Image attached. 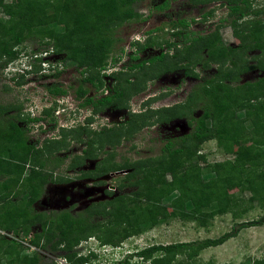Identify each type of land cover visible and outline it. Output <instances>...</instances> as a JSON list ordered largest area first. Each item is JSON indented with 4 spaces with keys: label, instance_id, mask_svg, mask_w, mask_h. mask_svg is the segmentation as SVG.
<instances>
[{
    "label": "trees",
    "instance_id": "obj_1",
    "mask_svg": "<svg viewBox=\"0 0 264 264\" xmlns=\"http://www.w3.org/2000/svg\"><path fill=\"white\" fill-rule=\"evenodd\" d=\"M143 1L0 0V10L4 16L0 17V67L24 56L29 57L26 52H22L21 47L25 42L37 39L43 45L42 49L51 46L53 54L62 55L63 64L82 70L84 76L79 80L74 94L79 99L85 97L88 92L85 85L102 87L101 71L121 59V56L114 55V46L120 41L115 36L116 30L125 22L141 20L137 6ZM169 1L165 0L157 9L167 8ZM222 1L228 8V16L224 21L233 34L242 40L237 47L223 43L217 30L190 38L192 32L188 31L189 23L185 19L169 22L168 34L182 38L186 44L190 42L181 51L175 43L165 41L167 46L175 50L172 56L159 53L148 61L133 63L137 59L135 55L147 48L162 47L157 36L152 35L154 31L146 33L144 43L138 40L130 43L134 50L127 70L130 73L122 74L134 93L139 77L145 78L150 74L144 68H152L160 63L171 65L167 61H178L192 47L205 52L206 57L199 59L204 62L203 68L211 63L220 67L227 63L229 68L217 69L213 77L204 78L191 90L184 106L187 112L177 114L175 108L170 110L171 116L165 121L175 116L187 118L191 126L188 134L167 141L155 157L144 161H125L114 170L108 165L95 168L93 172L96 175L129 170L124 177L125 181L119 185L120 190L130 189L128 194L115 196L91 210L76 214L68 210L50 215L34 211V204L42 196L46 184L62 181V178L55 180L52 172L48 173L44 168L51 162L54 168L58 167L63 159L53 157L49 160L44 148L38 149L28 142L27 126L43 121L42 117H29V114L21 116V106L0 104L1 231L24 237L32 233L29 244L38 250L49 249L52 253L60 251L61 256L70 264H87L96 258V254L78 255L75 248L91 236L97 237L100 245L118 247L127 238L140 235L172 219L191 221L206 227L217 216L230 214L236 218L247 213L251 207L245 206L248 203L255 202L264 211V22L257 19L264 14V4L256 8V0ZM210 15L203 14L202 20L205 21ZM38 49L30 53L37 54L41 51L40 47ZM41 59L29 63L30 66L34 65L37 72L44 70L39 65ZM251 60H254L253 64ZM179 67L182 68L181 65ZM185 68L186 74L198 77L192 68ZM135 69L140 76L131 74ZM51 70H54L53 74H49ZM250 70H257L261 75L254 81L240 83L239 77ZM47 71L48 75L44 77H56L59 73L52 66ZM132 75L135 78L130 82ZM46 90L52 97H60L68 92L59 83L48 85ZM118 92L116 89L115 97L120 95ZM109 101L107 99L99 103L101 106L108 105ZM93 104L92 98L85 99L84 105ZM196 109H200L201 114L193 118L191 114ZM15 110V114H9ZM41 113L48 116L50 110L43 109ZM132 119L127 121L128 124ZM19 123H24L26 127ZM122 127L104 129L98 134L100 144H108L111 134L116 136L112 143H119V130ZM60 129L58 138L49 140L52 147H56L55 151L65 143L67 137L71 136L76 142L82 141L79 126L73 130L64 127ZM72 131L76 133L73 135ZM95 134L87 133V147L91 146ZM209 141H215L217 147L224 154L233 156V159L207 162L201 147ZM236 142L243 147L240 151L234 150ZM88 155L89 151H84L83 159ZM74 167L72 161L69 168ZM231 189L241 194L248 193L250 197L245 201L230 192ZM263 225L264 212L257 220L236 224L230 232L217 238L151 245L136 251L129 260L126 257L116 264H129L133 256L137 260L142 258L144 262L149 261V264H216L195 260L200 251L224 244L240 230ZM36 226L38 230L34 229ZM26 248L13 237L0 236V264H55L42 260L38 251L25 254ZM5 260L9 262L4 263ZM251 264H264V258L253 260Z\"/></svg>",
    "mask_w": 264,
    "mask_h": 264
},
{
    "label": "rangeland",
    "instance_id": "obj_2",
    "mask_svg": "<svg viewBox=\"0 0 264 264\" xmlns=\"http://www.w3.org/2000/svg\"><path fill=\"white\" fill-rule=\"evenodd\" d=\"M165 0H144L137 6L138 12L141 14L140 21H129L119 26L116 30V38L120 41L114 46V55L121 56L124 60H127V56L133 50L130 43L134 38H140L141 42L144 41L146 33L154 31L152 35L157 36L159 44L164 45L163 40H167V31L170 29V20L185 19L189 23L188 31L192 34L190 38L197 36H204L217 30L223 43L232 47H237L242 43L241 38L236 37L229 25L224 21L228 16L227 4L222 0H170L168 7L162 10L157 8L164 3ZM255 7L259 8L264 4V0H256ZM205 13H211L205 21L202 20V15ZM0 17H4L0 10ZM264 22V14L258 17ZM223 20V21H222ZM160 29L155 31V29ZM190 43V42H189ZM187 43V45H189ZM43 45L37 39H32L21 47L22 52H26V55L31 56L30 53L39 47L43 50ZM51 46L48 47L50 49ZM157 50V47L154 48ZM39 50V49H38ZM121 50H124L122 53ZM39 52V51H38ZM188 56L186 55V53ZM183 53L178 61H167L171 63H160L152 68H144L147 73H150L148 77L141 78L138 82V86L131 90V85L122 83L125 88H129L128 95L125 100L128 101L129 106L133 111H139V105L141 100L146 97L157 96L161 92L168 91L165 95H159L160 97L149 100L146 115H134L133 119L127 122L126 111L122 109L109 108L103 111L104 118H101L94 124L95 127H101L100 124L107 126H123L120 131L118 143L112 140L116 138L115 135H110V142L106 145L100 144L98 140L99 135L93 138V143L88 148L89 155L83 159V150L85 146V138H82L81 142L67 137L64 144L59 146L58 151L56 147L50 143L49 140L58 138L60 128H67L70 130L76 128L78 122L82 119L81 115L87 113L78 112L75 104L78 103L75 98L74 90L76 89L79 81L80 71L69 64H63L61 62L62 55L51 54L45 58L50 60L54 66H56L59 72L56 77H44L45 73L35 71L34 65L22 68V63L19 61L11 62L4 67H0V104H12L15 106H21V116L29 114V117H42L43 121L30 123L28 127V142L36 145L38 149L44 148L46 156L49 160L53 157L63 159L59 163L58 167L54 168V163H49L44 170L48 173L52 172L53 178L58 180L60 178H68V182L64 184L47 183L40 199L34 204V211L43 212L47 215L50 213L58 212L61 210H68L73 214L84 212L85 210H91L98 204L111 200L113 197L107 195L104 188H111V194L113 196L123 195L130 193V189L124 188L118 189L119 185L125 181L124 174L128 171H122L123 175L113 176V174H107L102 176L103 180L100 187L97 185H90L87 180L79 181L78 178L81 173L87 175L92 174V170L97 166H110L112 170L118 168L119 165L125 161H144L147 158L155 157L160 154V151L164 144L171 140H177L178 138L185 136L191 131V127L188 126L186 119H173L170 122L165 120L171 116V113L165 108L166 105H172L175 102H184L182 105L175 107L177 114L180 112H187L186 101H184L189 90L199 82L201 78H210L216 74L217 69L225 70L229 68L227 63L220 67L218 64L211 63L206 66L205 70H201L204 62L200 61V57H206L203 50L190 48ZM153 52H147L141 55L143 58H148ZM252 55H255L252 53ZM200 59V60H199ZM122 62V61H121ZM179 62L180 65L192 68V72L199 76V79L185 78L182 69H175L174 64ZM196 64L193 66L192 64ZM250 63V62H249ZM254 60H251V64ZM110 64V63H109ZM18 69L20 73L14 74L12 71ZM54 70L49 71V74H53ZM138 71H133L131 74L140 76ZM152 73H157L156 75ZM261 73L257 70H250L247 73L242 74L240 83L254 81ZM135 76L131 77L134 80ZM125 77V76H124ZM135 82V81H134ZM19 83V84H18ZM52 83H59L68 90L66 96L52 97L48 94L46 87ZM120 84V83H118ZM135 83H132L134 85ZM87 88H91L89 84L85 85ZM122 86V85H121ZM120 86V87H121ZM119 87V88H120ZM191 92V91H190ZM190 94V93H189ZM189 96V95H188ZM143 108V107H142ZM42 109H49L50 114L48 116L40 113ZM142 110V109H141ZM15 111H10L9 114H15ZM201 110L196 109L191 116L197 118L200 116ZM175 115V113H174ZM127 116V117H126ZM121 117L122 123L118 124V119ZM130 116V118H132ZM20 126H25L24 123H19ZM26 127V126H25ZM92 129V128H90ZM75 131V130H74ZM73 135L76 132H71ZM102 138V136H101ZM109 140V139H108ZM242 145L239 142L235 143L234 150L240 151ZM201 153L206 156L207 162H222L228 159H233V156L224 154L220 148L217 147L215 141H209L202 145ZM83 160H82V159ZM74 161L75 167L69 168L71 162ZM124 179V180H123ZM168 179L170 177L168 176ZM117 188V190H115ZM230 192L236 193L237 196H241L245 201L250 197V194H241L236 189H231ZM245 206L250 207L249 211L239 217L233 218L230 214L217 216L210 221L206 227H200L195 222L180 221L178 219H172L168 223L159 225L151 230L143 232L140 235H135L127 238L119 244L120 249H111L110 246L106 248H100L97 245L100 241L95 238L86 240L85 245L77 246L75 250L77 254H87V250H93L96 258L92 259L87 264H111L113 260L125 255L129 250H140L151 245H168L171 243L179 242H193L198 240H205L208 238H217L224 233L230 232L231 229L239 223L250 222L257 220L263 215L256 203H248ZM38 226L34 227L38 230ZM34 232V230L32 231ZM7 233V232H6ZM28 236L16 235L7 233H0V236L6 238H14L18 241H22V245L26 248L29 245ZM98 242V243H97ZM89 247H88V246ZM28 248V247H27ZM25 249V254H32L28 249ZM107 250L106 252H104ZM38 253L42 260H48L57 264L62 252L52 253L49 249H40ZM264 258V225L258 227H249L240 230L235 237L230 238L224 244L218 247H211L200 251L199 256L196 258V262L207 263L212 262L216 264L231 263V264H251L253 260ZM4 263L9 260L3 261ZM62 264V263H61ZM65 264H70L68 261ZM129 264H149V261H139L136 258L129 261Z\"/></svg>",
    "mask_w": 264,
    "mask_h": 264
},
{
    "label": "flooded vegetation",
    "instance_id": "obj_3",
    "mask_svg": "<svg viewBox=\"0 0 264 264\" xmlns=\"http://www.w3.org/2000/svg\"><path fill=\"white\" fill-rule=\"evenodd\" d=\"M165 31H168V29H165ZM189 32H191V31H189ZM146 39H147V35L144 38V41L142 43H144ZM135 40H138V41L141 42L140 38H134L133 41H135ZM163 41H164V45H162L161 48H157V50L154 49V48H147L145 51L140 52L137 55H135L137 57V59L135 61H133V63H137L139 61H148L150 58H152L153 56H157L159 53L160 54L162 53V54H165V55H168V56H172L175 53V50H173L172 47L167 46V44H165V41H168L170 44L171 43H175L176 44V48L177 49H180L181 51L182 50H185V46L187 45L182 38L179 39L178 37H173L171 34H168L167 35V40H163ZM131 51L132 52H130V54L127 56L128 57L127 60H124L123 61V59H120L119 62H117L116 64H111L110 66L108 65L104 70L101 71L100 75L102 76V81H103L102 87L96 88V87H93V86H91L89 84V86H91V88H89V87L87 88L86 87V89L88 90V92L86 93L85 97H81L79 99V98H77L75 96V98L78 101V103L75 104V107H76L75 110H77L78 112H83L84 111L83 113H87L86 115L85 114L84 115H81L82 119L78 122V125H77V126H79L81 128V136H82V138H85V142L84 143H85L86 148L83 150L82 154H84V151L88 150V148L91 147V146L90 147H87V145H86V142H87V137H86L87 136V133H89V132H91V133L92 132H95L98 135L104 129L111 130V129L114 128V127H111L110 128L109 126H107L105 124H103V125L100 124L99 126H101V127H98V128L94 126V124L96 122H98V120L100 119V117L101 118H104V116H103V113L104 112L103 111L108 110L109 108H112V107L113 108H116V109H122V110L126 111V115L128 116V117L127 116L126 117L129 120L130 119V116L132 117L134 115H141V116L142 115H146L147 113L146 114H144V113L147 111L148 104H149L148 101L160 97L159 95H165V93H168V91H165V92L163 91L160 94H158L157 96L146 97V98H144V100H141L140 105H139V108H140L139 111H133L131 109V107L128 104V101L125 100L126 96L129 93L128 92L129 89L123 87L124 85L122 84V83H126L123 74L124 73H130L127 70L129 68V64H130L129 61H131V56L134 54L133 53L134 50H131ZM147 52H151V53L153 52V54L150 57H148V58H143L141 55H143L144 53H147ZM121 58H123V57H121ZM147 63L148 62H146V64ZM179 66H180L179 63L175 64L174 65V70L175 69H182L184 76H186L185 78L196 79V80L199 79V76L198 77H195L194 75L186 74V71H185L186 68L185 67L187 65L186 66L181 65L182 68H180ZM205 68L202 67L200 69L204 71ZM79 71H80V73H79V80H80V79L83 78L84 74H82V70H79ZM133 71H137V69H135ZM203 79L204 78H201L199 80V82H197L196 85L200 84L201 81H203ZM205 79H208V78H205ZM129 81L131 82V77L129 78ZM118 83H120V84H118ZM78 84H79V81H78ZM126 85H127V83H126ZM195 86H193L189 90V92H188L187 96L185 97L184 101L187 100L188 95H190L189 94L190 91ZM116 89L119 91L118 93H120V95L118 97H115V91H116ZM66 95H63V96H66ZM89 97L94 100V104L93 105H84L85 99L86 98H89ZM107 99L110 100L109 103H108V105H102L101 106L99 102L100 101H103V100H107ZM115 100H116V102H115ZM117 101H118V103H117ZM183 103L184 102H175L172 105L171 104L170 105H166L165 108L169 111V113H171V111H170L171 109H174L176 106L182 105ZM173 119H181V118L175 116L174 118H172V119H170V120H168L166 122H170ZM184 119H186L187 124L189 126L188 119L187 118H184ZM118 121L119 122H118L117 125H119L120 123H122L121 117H119ZM90 128H92V129H90ZM92 140H93V137H92ZM168 140H171V139H168ZM92 143H93V141L91 142V145H92ZM95 168L92 170V174L91 175H87L86 173L84 175V174L81 173V176L78 178V180L79 181L87 180L90 185H97V186H100V187H104L102 185V183H103V180L101 179V178H103L102 176H105L107 174L108 175L109 174H113V176H119V175H123L124 174V173H122V171H128L126 169V170H119V171H115V172H108V173H105V174L96 175L93 172L95 170ZM128 173H129V171L124 174V177ZM67 182H68V178H62V181H59L58 183L59 184H64V183H67ZM115 190H117V188ZM102 191L105 192L107 195H109L111 197H115V196H113V194H111V188H109V187L108 188L105 187L104 190H102ZM41 213H43V212H41ZM89 238H91V237H89Z\"/></svg>",
    "mask_w": 264,
    "mask_h": 264
},
{
    "label": "clouds",
    "instance_id": "obj_4",
    "mask_svg": "<svg viewBox=\"0 0 264 264\" xmlns=\"http://www.w3.org/2000/svg\"><path fill=\"white\" fill-rule=\"evenodd\" d=\"M52 48H50V49H43V50H41L40 52H38L37 54H34V55H31V56H29V57H27V56H24L23 58H21L20 60H18L19 61V63H22V68H24L25 69V67L27 66V64L29 65V63L31 62V61H34V60H39V58L41 57L42 59V61H41V63H39V65L40 66H42V68L44 69L42 72L43 73H45L49 68H50V66H52V67H56V66H54L52 63L50 64V60H48L47 58H45V57H47V56H49V55H51V54H53V52H52V50H51ZM46 52H49V54H47V55H45V53ZM42 54V55H41ZM11 64H9V66H10ZM14 74H16V73H20V71L18 70V69H16V70H13L12 71ZM43 110V109H42ZM42 112V111H41ZM40 112V113H41ZM91 238H93V237H91ZM88 239H90V238H88ZM95 239V238H94ZM87 240V239H86ZM86 240H83V241H81L80 243H82V242H86ZM80 243H79V245H80ZM98 243V242H97ZM78 245V246H79ZM98 247H100L101 245L100 244H98L97 245ZM135 253V251L134 250H129V252L128 253H126L125 254V256H124V259L126 258V257H128V260L130 259V256L132 255V254H134ZM60 257H62V256H60ZM134 257V259L136 258L135 256H133ZM64 258V257H63ZM133 259V258H132ZM131 259V260H132Z\"/></svg>",
    "mask_w": 264,
    "mask_h": 264
},
{
    "label": "built area",
    "instance_id": "obj_5",
    "mask_svg": "<svg viewBox=\"0 0 264 264\" xmlns=\"http://www.w3.org/2000/svg\"><path fill=\"white\" fill-rule=\"evenodd\" d=\"M47 54H49V52H46L45 53V55H47ZM3 231H1L0 230V233H2ZM3 234H5V236H7V233L6 232H3ZM18 241V240H17ZM20 242L22 243V241L20 240ZM86 243V242H85ZM80 245L81 246H83V245H85L84 244V242H82V243H80ZM88 246V245H87ZM106 246L107 245H101L100 246V248L102 247V248H106ZM27 247H28V250L32 253V252H36V251H38V249L36 248V247H34L33 245H31V244H29V245H27ZM89 247V246H88ZM110 248L111 249H117V250H119L120 249V246H118V247H111L110 246ZM107 250H105L104 252H106ZM135 252L136 251H138V250H134ZM89 253H94L95 254V252H93V250H90V249H88L87 250V254H78V255H84V256H87ZM106 253H108V252H106ZM97 255V254H96ZM124 256L125 255H123V256H120V258H118V259H115V260H113V262L111 263V264H116V262H118V261H121V260H123L124 259ZM58 259V263L57 264H65V262L67 261L65 258H63V257H59V258H57ZM139 261H142V258H139Z\"/></svg>",
    "mask_w": 264,
    "mask_h": 264
}]
</instances>
